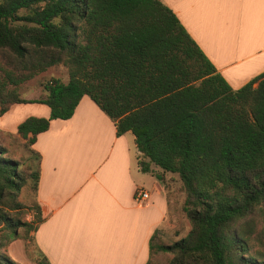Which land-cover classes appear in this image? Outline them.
<instances>
[{
    "label": "trees",
    "instance_id": "16d2710c",
    "mask_svg": "<svg viewBox=\"0 0 264 264\" xmlns=\"http://www.w3.org/2000/svg\"><path fill=\"white\" fill-rule=\"evenodd\" d=\"M0 51V115L16 104L49 109L48 118L17 126L36 164V136L52 120H69L86 97L117 137L132 134L141 173L162 187L177 177L190 230L171 245L151 243L150 256L264 264V72L232 89L161 0H0ZM58 65L66 83L51 78L37 99L20 98V86ZM38 179L37 165L0 144V226L9 232L0 264H17L6 254L10 243L43 222L37 204L34 220L23 221L17 200L31 183L35 194ZM35 254V264H49L36 246Z\"/></svg>",
    "mask_w": 264,
    "mask_h": 264
},
{
    "label": "crops",
    "instance_id": "0c3cea01",
    "mask_svg": "<svg viewBox=\"0 0 264 264\" xmlns=\"http://www.w3.org/2000/svg\"><path fill=\"white\" fill-rule=\"evenodd\" d=\"M161 1L232 89L264 72V0ZM29 117L46 119L49 109L13 105L0 115V130L15 134ZM31 148L40 156L34 198L43 219L34 244L49 264L151 263L150 245L167 222L169 201L151 175L153 192L145 203L135 201L142 188L131 133L117 137L84 97L69 120H52Z\"/></svg>",
    "mask_w": 264,
    "mask_h": 264
},
{
    "label": "rangeland",
    "instance_id": "374dc122",
    "mask_svg": "<svg viewBox=\"0 0 264 264\" xmlns=\"http://www.w3.org/2000/svg\"><path fill=\"white\" fill-rule=\"evenodd\" d=\"M3 63L2 53L0 51V64ZM51 78L59 79L63 83H66L68 81L67 69L62 65L54 66L49 68L43 74H40L39 76L29 80L27 83L18 88L20 98L23 100L37 99L42 93V83ZM25 143L26 140H23L21 137H19L17 133L8 134L0 130V144L6 147L9 152V156L14 160L23 162L26 167H30L32 170H34L36 162L32 157L29 156V153L25 149ZM131 153H133L136 158L137 152ZM137 178L138 186H141V188L148 194L153 192V187L157 183L153 177L148 174L139 173ZM163 189L169 201V211L165 226L155 236V240L153 241L154 245H171L185 238L190 230V223L181 211L184 194L181 191V184L177 177L175 175H167V179H165L163 182ZM17 200L23 208V221H33L36 213L35 204L37 203L34 198L32 183L31 185L21 189L17 195ZM10 214L14 216L16 213L10 212ZM19 215H21V213H19ZM260 219L261 218L259 216L255 217L257 224H259ZM8 233L9 232L6 231V228H1L0 226V238H3V236ZM19 234L25 237V241L13 240L11 242V249H7L6 254L13 262L17 264H23L22 261L17 258L18 248L27 260V264H35L37 255L35 254V244L32 241L33 232L24 234V231L20 230ZM17 241L20 242L21 247H17ZM170 258V255L164 253H155L151 257L150 264H166Z\"/></svg>",
    "mask_w": 264,
    "mask_h": 264
},
{
    "label": "built area",
    "instance_id": "2783aa9c",
    "mask_svg": "<svg viewBox=\"0 0 264 264\" xmlns=\"http://www.w3.org/2000/svg\"><path fill=\"white\" fill-rule=\"evenodd\" d=\"M134 197H135V201L138 204H143V203H145L147 201L149 195L144 190L137 189L136 192H135V196Z\"/></svg>",
    "mask_w": 264,
    "mask_h": 264
}]
</instances>
